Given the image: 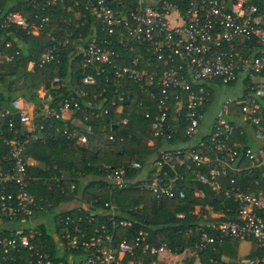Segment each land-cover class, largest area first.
Segmentation results:
<instances>
[{
  "label": "built area",
  "instance_id": "obj_1",
  "mask_svg": "<svg viewBox=\"0 0 264 264\" xmlns=\"http://www.w3.org/2000/svg\"><path fill=\"white\" fill-rule=\"evenodd\" d=\"M57 3L84 21L91 15L98 28L92 29L90 39L80 32L58 39L51 36L55 43L43 49L38 65L52 60L56 50L69 43L80 55L79 65L89 70L81 77L83 84L94 85L101 76L119 83L130 81L134 88L115 89L117 98L132 101L137 107L147 98L152 103V110L144 113L151 118L149 144L164 141L147 162L149 165L133 162L141 169L135 179L139 186L157 197L182 200L186 197L182 180L191 175L201 184L195 190L197 196L204 197L206 188L224 201L235 202L234 208L224 206L220 211L214 205L208 206L205 225L217 234H202L199 247L222 234L239 240L256 239L264 249V184L255 180V189H244L236 177L242 171H264V0H31L36 10L29 19L20 10L3 12L0 6V27L19 26L37 35L49 19L50 7ZM10 44L0 38V58L7 62L14 59L13 53L3 52ZM34 65L35 61H29L27 70H33ZM221 85L237 86L239 94L225 97L219 112L207 120ZM79 93L87 95L86 106L71 97L55 107L45 106L41 113L48 127L85 143L91 126L85 123L84 130L77 129L66 120L67 115L84 111L83 119L88 120L91 115L106 114L108 109L97 112L99 106L88 92ZM11 104L12 108L0 110V119H5V124L0 122V140L8 148L5 162L0 161V213L7 217L21 215L25 224L9 234L0 233V264H161L160 254L169 250L165 244L150 246L144 229L113 244L104 224L87 229L82 225L86 217L81 215L63 220L62 237L66 242L62 248L69 253L67 262L54 261L35 247L34 238L40 231L34 217L42 197L30 190L24 158L32 135L15 126L17 121L26 124L31 119L21 111L17 98ZM37 124L44 127L43 122ZM6 129L12 131L10 138ZM176 134L185 136V141ZM109 138L114 139L112 135ZM250 141L255 147L249 145ZM107 175L113 185H126L123 168H114ZM222 181L227 184L222 185ZM201 211L199 205L194 209L195 213ZM111 213L113 217L115 211ZM131 223L121 218L116 225ZM138 249L155 258L145 262L137 256ZM74 250L84 253L74 257ZM22 251L26 258H18ZM246 262L264 263V252Z\"/></svg>",
  "mask_w": 264,
  "mask_h": 264
},
{
  "label": "trees",
  "instance_id": "obj_2",
  "mask_svg": "<svg viewBox=\"0 0 264 264\" xmlns=\"http://www.w3.org/2000/svg\"><path fill=\"white\" fill-rule=\"evenodd\" d=\"M0 6L3 12L9 9L20 10L27 18L36 10L32 9L31 0H2ZM49 10V19L37 35L27 33L19 26L0 27V38L11 42L9 47L3 48V52L14 54L12 62L0 58V89L17 96L18 88L11 87V83H14L15 79L23 78L22 90H26L27 86L39 88L41 85L48 90L49 107H55L59 101L71 97L77 98L84 107L87 95H80L79 90H85L94 104L99 106L96 108L97 112H102L101 109L104 107L108 112L99 116L91 115L88 120L83 119L84 111L77 113L83 121L80 130H84L85 123L91 126L88 141L82 143L75 138L66 137L60 130L48 127V120L43 119L40 108L37 123L43 122L44 127L39 128L37 124L35 129L47 136L45 135L44 140L41 137L29 140L24 151L25 159L31 156L49 164L45 171L28 166L30 190L37 197H42L38 202L39 206H47L49 202L57 204L78 195L82 190L80 189L82 181L88 176H90L88 186L95 192L87 193L89 197L85 198L90 208L75 207L55 214L57 223L58 218H61L56 225L57 238L48 228L39 226L40 235L34 238L35 247L47 253L54 261L67 262L66 257L69 253L62 248L66 242L62 237L63 220L66 216L81 215L86 217L82 225L87 229L104 224L105 231L113 237V244H117L124 237L131 238L139 229H144L147 232L146 242L150 246L158 247L165 244L171 253L190 250L198 256L202 264H264L239 259L227 260L237 257L240 240L232 236L220 234L207 246L199 247L202 234H217L215 229L205 225V219L210 212L208 206L214 205L215 210L220 211L224 206H234L233 201H224L206 188L204 197L197 196L195 190L201 184L193 181L191 175H188V179L182 180V188L186 192V197L182 200L166 196L157 197L139 186L135 179L140 176L141 169L134 167L133 162H140L142 166L149 165L147 162L157 153L158 146L164 141L155 140L153 145L149 144L152 133L151 118L145 117L144 113L146 110H152V103L147 98L143 105L137 107L134 102H128L127 99L119 100L115 89L124 86L134 88L130 81L119 83L112 79L105 80V76H101L94 85L83 84L81 77L89 70L79 65L80 55L69 43L60 46L52 60L39 66L40 54L45 47L55 43L54 39L64 38L70 32L75 35L80 32L85 39H90L92 29L98 28L97 20L91 15L84 21L80 15L67 7L63 8L59 3L51 6ZM31 60L35 61V65L33 70H27V64ZM55 77L58 80H55ZM35 95L34 92L28 93L31 99H34ZM113 98L115 103L111 102ZM123 119H126L125 122H122ZM0 122L5 124V119H0ZM53 122L58 126L62 125L60 121ZM24 125L17 121L15 126L24 131L26 130ZM6 135L10 138L12 131L6 129ZM109 135L114 139L111 140ZM175 137L182 141L186 139L185 136L177 134ZM7 152V145L0 140V161L3 163ZM191 166L197 168L193 163ZM114 168L124 169L126 185L119 187L105 178ZM236 177L244 189H255L258 186L253 184L255 180L264 184V171L259 169L254 173L242 171ZM72 184L74 188L69 192ZM225 184L227 183L222 181V185ZM105 202H108V205H105ZM198 205L202 207L201 213L194 212ZM112 211H115L113 217ZM179 213L183 216H179ZM121 218L131 220V225L125 227L116 225ZM20 222L21 215L7 217L0 213V225L3 229L0 233H11L14 226ZM250 241L253 242L252 251L244 257L246 260L261 256L264 252L256 239ZM71 253L78 257L84 252L74 250ZM137 256L144 258L145 262L155 258V255L142 253L140 249ZM26 257V252L22 251L18 258Z\"/></svg>",
  "mask_w": 264,
  "mask_h": 264
},
{
  "label": "crops",
  "instance_id": "obj_3",
  "mask_svg": "<svg viewBox=\"0 0 264 264\" xmlns=\"http://www.w3.org/2000/svg\"><path fill=\"white\" fill-rule=\"evenodd\" d=\"M14 86L18 88L17 96H12V93H10L9 91L0 89V108L2 109L12 108L11 102L14 98H17L21 106V111L28 114L31 119L30 122L24 125L25 129L31 132V135H32L31 140H35L37 137H41L42 140H44L46 138L45 135L47 136V134H41L39 131H36L35 125L37 122L38 112L40 108L42 109L43 107L48 105V102L50 99L48 90L42 85L39 88H33L31 86H27L26 90L24 89L22 90V88L24 87L23 78L15 79V82L11 83V87H14ZM29 92H34L36 94L34 99H31L28 96ZM67 117L68 118L66 120L69 122L70 125L74 126L77 129H82L83 121L78 114L69 113ZM26 161L28 163V166H34L35 168L40 169L41 171H45V169L49 166L47 162L38 161L37 159L31 156H27ZM89 179L90 178H85L82 181V185L80 187V189L82 190L78 193L79 196L77 195L73 196L57 204L49 202L47 206H44V208L40 207V209H38L35 213L34 219L37 222L36 223L34 222V224L36 226L39 225V226H44L45 228H48V230L52 232L54 237L57 238L54 232L56 233L58 232L56 230L57 228L56 225H58L59 222L57 223V220H55L54 218L55 214L59 213L60 211L69 210L75 207L90 208V204L88 203V201L85 200V198L89 197L87 196V193L92 194L93 192H95V190H92L93 188L91 189V187L88 186ZM228 200L233 201L230 199ZM227 206L229 208L235 207V205L234 206L227 205ZM51 211L53 213V216L50 218ZM252 246H253L252 241L240 240L238 243V247H237V257L228 258L227 260H238L239 259V260L246 262V259H244V257L252 251ZM186 252H187V249L180 253H171L170 251L163 252L159 256L161 264H191L193 262L194 264H197L200 262L199 258L195 255H194L195 258H189L188 260H186L185 259Z\"/></svg>",
  "mask_w": 264,
  "mask_h": 264
},
{
  "label": "rangeland",
  "instance_id": "obj_4",
  "mask_svg": "<svg viewBox=\"0 0 264 264\" xmlns=\"http://www.w3.org/2000/svg\"><path fill=\"white\" fill-rule=\"evenodd\" d=\"M239 94V88L237 86H230V85H221L218 89H217V92L215 93V105H214V110L212 111H209L208 115H207V120H211L212 117H214L220 110V103L221 101L227 97V96H234V95H238ZM249 145L250 146H253L255 147V142H252L250 141L249 142ZM109 174V173H108ZM109 178L108 175L105 176V178ZM87 178H90V176H88ZM72 189L69 190V192H71ZM74 196V195H73ZM79 196V194L77 195ZM44 208V207H43ZM53 216V213L52 211L50 212V218ZM38 220V219H37ZM34 222L36 223L37 221L34 219ZM58 222H59V219H58ZM25 223L23 222H20L18 224H16V226H22L24 225ZM14 226V228L16 227ZM37 229L39 230V225L37 226ZM40 231V230H39ZM54 234L58 237V233L54 232ZM194 255L196 256V254L190 250H187L186 252V257L185 259L188 260L189 258H195ZM198 257V256H197ZM182 260V259H181ZM178 261V260H177ZM178 263V262H176ZM191 264H194L191 263ZM197 264H202L201 262L197 263Z\"/></svg>",
  "mask_w": 264,
  "mask_h": 264
}]
</instances>
